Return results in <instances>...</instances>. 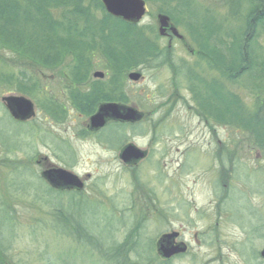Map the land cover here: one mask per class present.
I'll list each match as a JSON object with an SVG mask.
<instances>
[{
    "label": "rangeland",
    "instance_id": "rangeland-1",
    "mask_svg": "<svg viewBox=\"0 0 264 264\" xmlns=\"http://www.w3.org/2000/svg\"><path fill=\"white\" fill-rule=\"evenodd\" d=\"M190 2L188 11L195 6L200 14L202 9V14L210 16L211 25L206 29L209 31L210 28L215 33L216 46L225 48L229 46L232 35L242 34L248 9L255 0ZM145 5L146 14L138 26L154 30L160 46L165 48L167 41L161 40L157 34L159 5L155 2H145ZM184 19L197 21L190 17ZM261 19L264 20V15ZM175 28L188 49L195 50L187 28L181 24ZM148 38L155 39L154 36ZM213 38L209 39V44ZM249 40L252 54L263 59L264 21L252 29ZM170 50L173 52L171 62L175 66L177 62L187 63L199 78L210 82L212 87L221 88L229 98H236L243 111L251 113L259 108V118L264 117V91L259 94L254 92L257 90L252 91L253 78L244 77L241 84L228 80L229 77L223 79L222 75L218 76L214 65L210 71L199 60L191 59L181 44H172ZM259 61L260 65L264 64L263 60ZM0 62L4 63L0 72L12 80L24 72L38 86L42 84L38 82L39 77L42 82L46 81L47 90L37 101L25 97L34 105L35 116L24 123L26 126L22 129L8 119L1 101L20 94L14 89L9 91L5 84L0 83V264H252L250 259L253 263L257 259V264L258 261L264 264L258 256L264 249V148L256 144L250 130L232 126L229 120L226 128H220L216 133L217 137H203L200 134L204 131L202 123H198L192 114H185L187 107L191 108L189 104L181 109L174 96L165 103L171 95L168 86L175 71L166 67L140 69L144 79L138 83H129L126 73L118 76L127 96L126 104L142 112L153 113L150 120L136 126L134 137L130 135L129 139H133L140 148H145L149 139L152 141L153 156L141 167L140 176L148 181L146 189L153 190L149 196L154 198L156 206L167 204L168 209L166 215L141 216L135 218L133 224L128 216L130 210L138 207L145 211L149 202L140 198L138 193H130V175L122 172L115 151L96 139L86 138L83 129L85 118L72 109L62 89L65 85L60 84L56 76H42L45 72L38 76L36 69L23 66L8 52L0 53ZM91 64L93 71L106 67L100 55L93 56ZM258 71L264 78V68ZM180 82L178 94L181 101L188 99L189 85ZM48 94L60 100L65 109V116L59 123L46 114L44 96ZM255 96H261L257 105ZM192 127L195 128L193 137L179 146L175 134L193 130ZM26 134L31 137L25 138ZM103 136L112 147H118L123 139L122 133L115 134L112 129ZM218 140L221 146L229 147V153L222 162L225 169L222 181L226 188L219 195L207 187L208 181L217 180L221 165ZM24 143L28 147H23ZM11 145L18 146L19 151L10 152L8 147ZM185 147H192V151L199 155L193 156L192 160L188 154L187 158L191 160L186 165L191 169L180 174L175 171L180 157L177 149L182 152ZM201 153L207 154L203 157ZM36 163H48L80 178L88 176L90 180L83 183L82 191L77 193L80 195L48 192V187L39 178L42 169ZM158 170L167 179L165 185L155 181ZM193 179L197 180L195 189L191 185ZM164 186L167 189L165 196L162 193ZM187 190H195L192 204L198 211L183 214L176 208L185 200L190 201L189 197L183 198ZM170 229L181 231L176 241L187 250L182 255L163 260L156 252V243L161 234Z\"/></svg>",
    "mask_w": 264,
    "mask_h": 264
},
{
    "label": "trees",
    "instance_id": "trees-1",
    "mask_svg": "<svg viewBox=\"0 0 264 264\" xmlns=\"http://www.w3.org/2000/svg\"><path fill=\"white\" fill-rule=\"evenodd\" d=\"M144 1L157 3L159 13L166 15L175 27L181 24L187 28L195 45L193 51L208 67L213 68L214 65L225 79L229 77L228 80L240 84L244 77L250 76L253 78L252 91L257 90L254 92L258 94L264 91V78L258 71L264 68V64L260 65L259 61L264 62V58L254 56L249 44L252 29L264 21L261 19L264 15V0H255L253 6L249 7L242 34L232 35L229 46L225 44V48L217 47L215 33L210 28L209 31L206 29L211 25L210 16L202 14V9L200 14L195 6L188 11L190 0ZM184 17L187 20L189 17L196 18L197 21H185ZM148 36H154L155 39H149ZM210 38H213L212 44H209ZM160 47L154 30L111 17L105 12L100 0H0V53H10L23 66L36 69L38 76L45 72L42 76L48 74L58 77L60 84L65 85L62 89L72 109L84 117L93 110L91 100L96 96L83 102L79 95L87 76L86 70L92 66L93 56H102L106 67L117 76L137 69L157 70L160 67L174 72L176 66L171 62V48ZM0 66H4V63L0 62ZM38 82L42 84L38 86L24 72H20L16 80L0 72V83L5 84L9 91L14 89L17 94L34 101L47 91L46 81L42 82L39 77ZM205 91L208 92L204 100H212L208 105L210 111H220L222 114L228 107L230 125L250 130L256 144L264 148V129H261L264 117L259 118L258 106L248 113L240 108L236 98L225 97L221 88L209 84ZM44 97L46 114L59 123L65 116L63 105L50 94ZM260 97L255 96L256 105ZM99 98L104 97L99 95ZM16 125L22 129L26 126L24 123ZM28 136L26 134L25 138L31 137ZM26 146L24 143L23 147ZM8 148L12 153L19 151L18 146L11 145ZM58 213L62 215L61 211Z\"/></svg>",
    "mask_w": 264,
    "mask_h": 264
},
{
    "label": "flooded vegetation",
    "instance_id": "flooded-vegetation-1",
    "mask_svg": "<svg viewBox=\"0 0 264 264\" xmlns=\"http://www.w3.org/2000/svg\"><path fill=\"white\" fill-rule=\"evenodd\" d=\"M161 40H165L167 41V47L171 48L172 44H181V46L183 48H185V52H187L189 54V56L191 57V59H197L199 60V62H201L202 65H205V68H207L208 70H212V68L210 69V67H208L207 63L204 62V60H202V58H199L200 56L195 53L194 51L188 49V45L185 42L184 39L178 40L176 38H174L169 31L166 32V35L164 37L161 38ZM96 56V55H95ZM98 57V56H97ZM189 57V58H190ZM196 63V62H194ZM111 71V69L105 67L103 68V70H95L93 71L92 69H87L86 73V79L85 82L83 83V85L80 88V92L79 95L82 97L83 102L87 101L91 96L96 95L95 97H93V99L91 101L93 107V110L91 111V113L87 116L84 117L82 115H80L79 113H77L75 110V112L82 118H85V122L83 124V129L85 130L84 135L86 136V138H92V139H96L98 140L99 143H104L106 146H110L114 151H115V155H116V159L120 164V167L122 168V172H125V174L130 175V180H131V188L132 191H130V193L132 195H135L136 193H138L140 195V198L142 199H146L149 204L148 206L145 208V211L138 209V207L133 208L132 210H130V212L128 213L130 216V220H132V223L134 224L135 218H141L142 217H158L161 214L166 215L167 213V204L166 205H162V206H156L155 200L154 198L150 197L149 194L153 193V190L150 189H146L148 181L144 180L141 178L140 176V172H141V167L144 165V163L149 160V158L151 156H153V149H151L152 147V141L149 139L147 146H145V148H140L137 145H135L133 139H129V136H133L136 132V126L140 125L142 123H144L146 120H150L149 118L151 117V115H153V113H145L142 112L141 110H139L138 108H135V106L130 105V104H126L127 102V96L124 93L123 85H121L118 81V76L116 75V73L114 72H109ZM175 74L172 76V78H170V83H169V88L171 91V95H169L168 99H165V103H168L171 101V97L174 96L175 101H177L180 105L181 109H184V106L186 105H190L191 108L186 109L185 114L189 115L192 114L195 118L198 119V123H202V130L204 131H200V134L203 137H209L210 139H213L214 137H217L216 133H218L220 128H226V123L230 118L229 112H228V107H226L224 109V112L222 114H220V111H210L208 108L209 102L204 100V96L205 93H207L208 91H205V87H208L210 82H206L204 80H202L201 78H199L196 75V72H194L193 67H190L189 65H187V63L185 62H177L176 63V68H175ZM94 72H100L102 74L101 78H94L93 74ZM111 74L110 77L108 76L109 73ZM141 73V77L138 80V82L142 79H144L143 77V72L139 71ZM218 73V76L222 75L220 72L216 71ZM128 74L126 75L127 78ZM223 79H225L222 76ZM173 79L175 80L173 82ZM180 81H184L186 82L189 87H188V93H189V97L186 100H181L179 99V94L178 91L180 90V86L182 85V83ZM207 84V85H206ZM99 95H102L104 98L100 99ZM225 97L226 94L224 93ZM108 103H112V104H116L119 106H123V107H130L136 110L137 113L141 114L142 118L138 123H124V122H119L116 120H108L106 121V124L104 125V127H102L100 130L97 131H92L90 130L89 126H88V119L93 116L95 113H97L99 107L102 104H108ZM193 128V127H192ZM108 129H112V131L117 134L122 133L123 134V139L122 142L119 144L118 147H112V145H110L109 141H107L105 139V137L103 136L104 133L108 130ZM194 129L193 130H187V131H181V133H176L175 134V138L178 139L179 142V146H181V144L184 143H188L186 139L188 138H192L193 134H194ZM210 129V130H209ZM218 129V130H216ZM151 136V133H148ZM160 135V134H159ZM158 136V133H157ZM165 136V134H164ZM184 138V139H183ZM184 140V141H183ZM134 145L136 148H138L139 150H141L144 153V157L141 160L135 161V162H131V163H123L120 158V152L122 151L123 148H125L127 145ZM218 144V160H220V167H219V171L217 173V180L216 179H211L213 181V184L210 180V183L208 181L207 187L212 189L214 192L217 191L218 195L220 193L223 192V189L226 188V184L223 183V179L225 176V169L222 165V162L224 160V158H226V154L229 153V147L228 146H221V141L218 140L217 142ZM183 151L180 152L179 149H177L178 154L180 155V157L178 158L177 162H176V167H175V171L178 173H183V172H188L191 169L190 165H186L187 161L191 160L187 158V155L190 154L191 158L193 156H195L196 154L199 155L197 152H193L192 151V147H185L182 149ZM207 153H201V156L204 155L203 157H205ZM207 157V156H206ZM45 160V161H44ZM43 161L46 162V159H44ZM193 160V158H192ZM206 160V158H205ZM211 160H212V155H211ZM211 163V162H210ZM38 166L41 167V171H40V175L41 173L45 170V169H55L54 165L51 164H42V163H36ZM211 166V165H210ZM211 167H215V166H211ZM59 168V167H58ZM189 169V170H188ZM156 170V168H154V171ZM165 171V169H164ZM209 171V170H208ZM165 176V175H164ZM88 176L85 177H81V181H88L90 180L87 179ZM166 178V177H165ZM163 178V172L161 170H158V172L156 173V178L155 181L158 182V184H166L167 179ZM201 178H198L197 180H200ZM196 179H193L191 181V185L192 187L195 189L196 186ZM46 182V186L48 187V192H54V193H62L63 195H71V193H74L72 195H80L77 193H80L82 190H77L71 187H63L61 185L56 186V185H51L50 183ZM85 182V183H86ZM165 190L162 191L163 195L165 196V191H167L166 186ZM85 188V185H84ZM146 189V190H145ZM182 191V189L180 190ZM75 197V196H74ZM189 197V200H183V205L180 206L178 204V207L176 208V210H179V212H183V214L187 213V212H192V211H198L194 205L192 204L195 198V190H187V193L184 195L183 198ZM223 199V197H222ZM221 202V197L220 200H218V207L219 204ZM220 210H223V206L221 207V209H219L218 211V215L221 216L222 213H220ZM186 211V212H185ZM181 231H174L173 229L165 231L161 234L165 235V234H177L176 240L179 239V235H180ZM177 243V241H176ZM175 244V242H174ZM259 257H261V251L258 254ZM255 259V258H254ZM257 261V259H255ZM256 261H252V259H250L249 262H252V264H257ZM259 264L261 263L260 261H258Z\"/></svg>",
    "mask_w": 264,
    "mask_h": 264
},
{
    "label": "water",
    "instance_id": "water-1",
    "mask_svg": "<svg viewBox=\"0 0 264 264\" xmlns=\"http://www.w3.org/2000/svg\"><path fill=\"white\" fill-rule=\"evenodd\" d=\"M105 12L116 19L123 22L136 25L143 19L146 8L143 0H100ZM158 34L165 36L169 31L171 35L177 39H182L177 30L170 24V20L166 15H157ZM94 78H101L100 72L93 74ZM141 77L138 72L129 73L127 78L131 82H137ZM5 104L9 115L13 120L24 122L32 119L35 116V110L32 102L23 96H9L1 99ZM141 114L137 113L135 109L130 107H123L116 104L108 103L102 104L97 113L91 116L88 120L90 130L97 131L104 127L106 121L116 120L126 123H137L141 120ZM144 153L138 150L133 145H127L120 152L119 158L123 163H131L141 160ZM41 177L51 185L71 187L81 190L83 187L82 181L72 173L63 169H48L41 174ZM177 234H168L162 236L156 243V252L163 260L170 259V257L183 254L186 251V246L182 243L174 244V239ZM261 258L264 260V249L261 252Z\"/></svg>",
    "mask_w": 264,
    "mask_h": 264
}]
</instances>
